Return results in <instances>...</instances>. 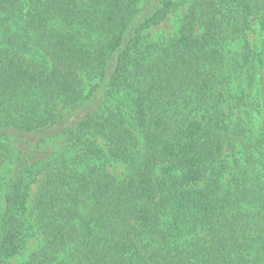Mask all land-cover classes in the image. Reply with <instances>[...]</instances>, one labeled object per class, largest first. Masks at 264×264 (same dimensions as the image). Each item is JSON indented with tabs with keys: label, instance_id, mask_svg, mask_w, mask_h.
Masks as SVG:
<instances>
[{
	"label": "trees",
	"instance_id": "trees-1",
	"mask_svg": "<svg viewBox=\"0 0 264 264\" xmlns=\"http://www.w3.org/2000/svg\"><path fill=\"white\" fill-rule=\"evenodd\" d=\"M0 264H264V0H0Z\"/></svg>",
	"mask_w": 264,
	"mask_h": 264
},
{
	"label": "rangeland",
	"instance_id": "rangeland-1",
	"mask_svg": "<svg viewBox=\"0 0 264 264\" xmlns=\"http://www.w3.org/2000/svg\"><path fill=\"white\" fill-rule=\"evenodd\" d=\"M172 28V23L170 21V19H167L165 22H162L160 25H158L156 28H155V32L157 33H169L170 29ZM33 186L32 185V189H33ZM30 195H32V191H30ZM35 240L32 239L28 242L27 244V248L30 250L31 248L34 247L35 245Z\"/></svg>",
	"mask_w": 264,
	"mask_h": 264
}]
</instances>
